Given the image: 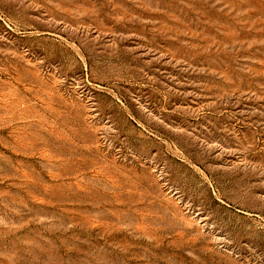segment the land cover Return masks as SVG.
I'll return each mask as SVG.
<instances>
[{
  "label": "rangeland",
  "instance_id": "rangeland-1",
  "mask_svg": "<svg viewBox=\"0 0 264 264\" xmlns=\"http://www.w3.org/2000/svg\"><path fill=\"white\" fill-rule=\"evenodd\" d=\"M0 264H264V0H0Z\"/></svg>",
  "mask_w": 264,
  "mask_h": 264
}]
</instances>
